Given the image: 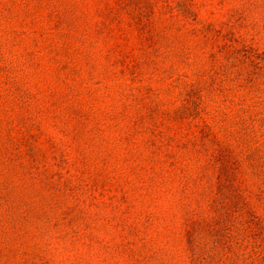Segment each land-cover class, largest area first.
I'll use <instances>...</instances> for the list:
<instances>
[{"label":"rangeland","instance_id":"obj_1","mask_svg":"<svg viewBox=\"0 0 264 264\" xmlns=\"http://www.w3.org/2000/svg\"><path fill=\"white\" fill-rule=\"evenodd\" d=\"M0 264H264V0H0Z\"/></svg>","mask_w":264,"mask_h":264}]
</instances>
